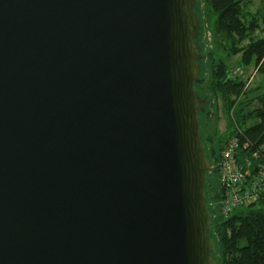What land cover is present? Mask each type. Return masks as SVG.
Segmentation results:
<instances>
[{
	"label": "water",
	"instance_id": "1",
	"mask_svg": "<svg viewBox=\"0 0 264 264\" xmlns=\"http://www.w3.org/2000/svg\"><path fill=\"white\" fill-rule=\"evenodd\" d=\"M199 0H0V264H218Z\"/></svg>",
	"mask_w": 264,
	"mask_h": 264
},
{
	"label": "trees",
	"instance_id": "2",
	"mask_svg": "<svg viewBox=\"0 0 264 264\" xmlns=\"http://www.w3.org/2000/svg\"><path fill=\"white\" fill-rule=\"evenodd\" d=\"M251 0H199L200 44L204 15L211 14L210 31L217 47L222 48L228 60L239 56V66L244 69L258 67L264 75V1L255 13L250 11ZM201 55V53H200ZM199 62L204 64V55ZM209 79L206 87L195 85L201 98L213 102V115L217 122V101L224 104L225 131L209 142L207 151L214 170L207 176L205 197L211 215V238L215 244L214 258L218 264H264V189L259 201L248 208L239 209L230 216L219 212V175L216 164L226 141L240 131V141L251 144L264 143V94L256 97L258 106L251 107L250 101L237 102L245 96L246 82L232 74L228 65L217 59L213 52L207 56ZM201 83V82H200ZM234 107V111H232ZM232 112V113H231ZM251 123V124H250Z\"/></svg>",
	"mask_w": 264,
	"mask_h": 264
},
{
	"label": "built area",
	"instance_id": "3",
	"mask_svg": "<svg viewBox=\"0 0 264 264\" xmlns=\"http://www.w3.org/2000/svg\"><path fill=\"white\" fill-rule=\"evenodd\" d=\"M240 135L237 130L227 139L215 167L219 175V212L226 218L259 201L264 189V143H242Z\"/></svg>",
	"mask_w": 264,
	"mask_h": 264
},
{
	"label": "rangeland",
	"instance_id": "4",
	"mask_svg": "<svg viewBox=\"0 0 264 264\" xmlns=\"http://www.w3.org/2000/svg\"><path fill=\"white\" fill-rule=\"evenodd\" d=\"M260 8H262L260 0H252L251 9L253 13H255L254 11H258V9L260 10ZM204 21L205 24L203 26L202 37L200 38V44L203 46V50H201L200 53L201 55H204L205 60L203 64L204 67H202V74L199 77L201 81L200 86L206 87L207 85L209 79L207 56L209 52H213L217 59L223 60L228 65L233 75H236L246 82L244 90L246 95L242 96L237 102H243L246 98L244 101H250L251 107L258 106L256 97L264 94V75L259 71L258 67H249L248 69L241 68L239 66V56L227 60L222 48L217 47L212 32L210 31L212 21L211 14H208L207 16L204 15ZM205 109L214 111L213 102L211 100L206 99ZM217 111L216 134L219 137V135L225 131L224 129L227 122L224 112V104L220 98L217 101ZM232 111H234V107Z\"/></svg>",
	"mask_w": 264,
	"mask_h": 264
},
{
	"label": "flooded vegetation",
	"instance_id": "5",
	"mask_svg": "<svg viewBox=\"0 0 264 264\" xmlns=\"http://www.w3.org/2000/svg\"><path fill=\"white\" fill-rule=\"evenodd\" d=\"M200 134L206 150H209V142L218 138L216 134V119L212 110H206L201 115Z\"/></svg>",
	"mask_w": 264,
	"mask_h": 264
},
{
	"label": "crops",
	"instance_id": "6",
	"mask_svg": "<svg viewBox=\"0 0 264 264\" xmlns=\"http://www.w3.org/2000/svg\"><path fill=\"white\" fill-rule=\"evenodd\" d=\"M251 1H252V0H251ZM263 1H264V0H260L261 5L263 4ZM251 6H252V4H251ZM251 6H250V11L253 12L252 9H251ZM254 12H256V11H254Z\"/></svg>",
	"mask_w": 264,
	"mask_h": 264
}]
</instances>
